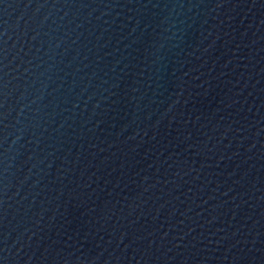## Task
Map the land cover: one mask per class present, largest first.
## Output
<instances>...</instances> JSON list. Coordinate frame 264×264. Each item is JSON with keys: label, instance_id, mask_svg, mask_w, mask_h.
Here are the masks:
<instances>
[{"label": "water", "instance_id": "obj_1", "mask_svg": "<svg viewBox=\"0 0 264 264\" xmlns=\"http://www.w3.org/2000/svg\"><path fill=\"white\" fill-rule=\"evenodd\" d=\"M0 264H264V0H0Z\"/></svg>", "mask_w": 264, "mask_h": 264}]
</instances>
